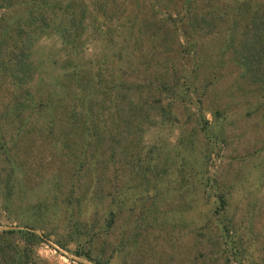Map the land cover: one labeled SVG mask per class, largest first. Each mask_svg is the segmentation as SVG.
<instances>
[{
  "label": "rangeland",
  "instance_id": "1",
  "mask_svg": "<svg viewBox=\"0 0 264 264\" xmlns=\"http://www.w3.org/2000/svg\"><path fill=\"white\" fill-rule=\"evenodd\" d=\"M25 228L32 264H264V0H0V246Z\"/></svg>",
  "mask_w": 264,
  "mask_h": 264
},
{
  "label": "trees",
  "instance_id": "2",
  "mask_svg": "<svg viewBox=\"0 0 264 264\" xmlns=\"http://www.w3.org/2000/svg\"><path fill=\"white\" fill-rule=\"evenodd\" d=\"M42 32V31H41ZM101 84V83H100ZM97 84L93 86V89H97ZM90 134H94L90 132ZM110 220V219H109ZM2 234H18V237L21 243L17 245L11 244L9 247L6 245L0 246V257H2V264H32L31 254L32 253V246H35L39 243L40 237L33 232L31 229H9L3 230ZM5 248H9L11 250L10 253H6L4 250ZM76 256H81L87 261H90L94 264H103L98 259L92 258L88 251L83 252H75Z\"/></svg>",
  "mask_w": 264,
  "mask_h": 264
}]
</instances>
